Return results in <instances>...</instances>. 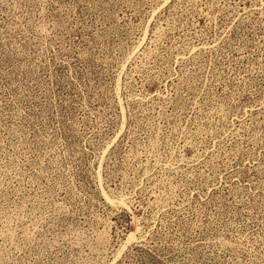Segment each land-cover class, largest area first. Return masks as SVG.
<instances>
[{"label": "rangeland", "instance_id": "obj_1", "mask_svg": "<svg viewBox=\"0 0 264 264\" xmlns=\"http://www.w3.org/2000/svg\"><path fill=\"white\" fill-rule=\"evenodd\" d=\"M0 264H264V0H0Z\"/></svg>", "mask_w": 264, "mask_h": 264}]
</instances>
